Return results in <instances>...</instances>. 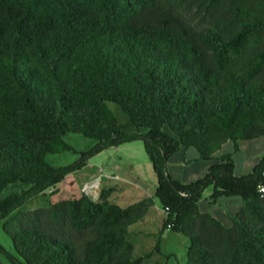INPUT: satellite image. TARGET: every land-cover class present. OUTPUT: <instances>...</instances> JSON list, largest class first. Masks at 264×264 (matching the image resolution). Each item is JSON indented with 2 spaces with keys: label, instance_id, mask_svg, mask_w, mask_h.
<instances>
[{
  "label": "trees",
  "instance_id": "trees-1",
  "mask_svg": "<svg viewBox=\"0 0 264 264\" xmlns=\"http://www.w3.org/2000/svg\"><path fill=\"white\" fill-rule=\"evenodd\" d=\"M70 133L97 144L77 152ZM262 137L264 0H0V221L15 250L0 244V253L11 264H142L129 228L153 198L122 208L104 189L99 201L83 193L22 210L92 158L137 141L168 208L160 234L189 240L187 264H264V157L241 177L234 153L215 157L228 141L238 152ZM191 147L212 164L183 184L168 162ZM71 151L80 155L71 165L46 160ZM17 183L31 188L2 199ZM209 188L212 204L243 200L232 227L201 212Z\"/></svg>",
  "mask_w": 264,
  "mask_h": 264
},
{
  "label": "crops",
  "instance_id": "crops-1",
  "mask_svg": "<svg viewBox=\"0 0 264 264\" xmlns=\"http://www.w3.org/2000/svg\"><path fill=\"white\" fill-rule=\"evenodd\" d=\"M260 139L264 140V137L256 139L255 141L260 140ZM248 141H252V140L240 141L239 142V151L236 152V155L234 154V156H233L234 164H235L234 174L238 177L245 176V175L252 173L255 165L260 161L258 154L261 151L262 152L264 151V143H258L256 145H248V147L251 149L252 152L250 155H246V157H242L241 153L243 152V148L245 147V145L247 144ZM229 142L230 141H228L226 144H229ZM111 149H113V148H111ZM115 149H117V148H115ZM106 151H108V150H106ZM221 151H222V149L215 154L216 158H220L221 156L225 155V154H220ZM192 152L194 154L193 156L190 155ZM101 154H103V153H101ZM189 156H191V157L189 158ZM89 162L87 163L88 165H90ZM130 164L131 165H129L127 167V169H125V171H124V168H122L121 164L118 163L117 161L110 160L109 163H106L104 165L101 163L95 162L93 164L92 168L98 169L99 170L98 172H100L101 174L98 176L97 175L98 172H94V173L92 172L93 174L89 173L88 179L82 184V187L80 188V191L78 193L75 192V190L71 186L72 184H69V185L67 183L63 184V182L65 181L64 180L55 189H50V190L46 191L44 194L53 193L52 191L57 190V194H59L60 191H63V193L68 192L69 195L73 196L74 198H79L83 194L82 188L85 185L96 182L98 184L99 192L96 193L94 191V193H92L93 196H91V194H87V195L91 196L94 201H99L100 193L104 189H106V190L112 189V194L109 198L110 202L113 204H116L122 208H128L134 204H137L141 201H144L145 199L153 198L154 204H155L154 207H152L148 211L147 215L144 217V219L142 221L137 222L136 224L130 226V228H129L128 239L134 245L135 252H136L137 246L130 239L134 238L135 240H144L142 238H149L152 236H154L153 238H156L157 235H161L160 233L162 231V228H163V225L166 221L167 216L164 213V210H163L160 202L158 201V199L155 198V196H152L153 193L156 192L157 185H158V180H157L156 174H155V177L154 176L150 177V181H151V187H150L151 190L150 191H153V193L149 194L148 189L144 187V181L141 180L140 177L136 176L137 178L135 180H132L128 177V174H130V175L134 174L133 163L131 162ZM211 164H212L211 162L201 160L198 151L195 148L191 147V148L187 149L186 151L182 149L178 153H176L168 162V170H169V173L171 174V176L175 180H177L183 184H189L191 182H194V181L204 177L207 174L209 166ZM110 165H111V167H110ZM151 165H152V163H151ZM197 166L200 168L197 169L196 168ZM152 169H153V166H152ZM126 171H129V172L127 173ZM119 182H122L123 185L119 184ZM212 192H213V189H211V190L208 189L204 192L203 199L199 204L201 212H208V213L212 214L216 219H218L226 227H232L233 226L232 218L244 206L243 200L239 197H229V198L222 197L217 201L216 204H212V199H211ZM44 194H42V195L44 196ZM57 194H55V195H57ZM144 194H146V196H144ZM42 195H39L36 198L39 199L42 197ZM69 197L66 199H74V198H69ZM36 198H34L32 200L35 201V200H37ZM66 199H63V200H66ZM53 203H56V201ZM158 210L160 212H162L163 217L160 219V223L158 225V228L155 231H151L148 220H149L150 216H152L153 212H156ZM24 211H26V210H24ZM138 224H141V225H138ZM171 234H177L178 236L179 235L183 236L182 234L175 233L171 230H166L161 235V238L159 241L160 251L159 252L158 251L151 252L152 258L154 257L155 254L162 255V256H164V255L174 256L175 255V252H170L171 250L169 249L168 245H166V246L163 245L165 240H169L172 238L173 235H171ZM174 240L176 242L181 241V239L179 237H177V238L174 237L173 241ZM188 242H189V240H188ZM184 245H185V247H188V245L190 246V243L188 244L186 242V243H184ZM188 248H186L187 251H188ZM147 257H149V256H146V258ZM140 258H144V257H140ZM155 264H170V263H169V261H168V263H162L160 261V262H157ZM186 264H187V262H186Z\"/></svg>",
  "mask_w": 264,
  "mask_h": 264
},
{
  "label": "rangeland",
  "instance_id": "rangeland-1",
  "mask_svg": "<svg viewBox=\"0 0 264 264\" xmlns=\"http://www.w3.org/2000/svg\"><path fill=\"white\" fill-rule=\"evenodd\" d=\"M109 107L114 113V115L116 116L117 121L120 125L127 124V122L129 121V117L126 113L123 112V110L121 109L119 105L115 103H109ZM127 132L128 133H138L137 130H127ZM146 132H147L146 130H141V133H146ZM65 140L68 144L73 146V148L77 152L89 151L91 148H93L97 144L96 139H88V138L83 137L82 135L73 134V133L67 134L65 137ZM263 141H264L263 139H260L257 141L255 140L248 141L245 147L243 148V152L241 153V156L246 157V155L251 154L252 151L248 147V145H256L258 143H264ZM229 153H234L236 155V152L234 150V143L232 141H230L229 144H225V146H223L222 148V151L220 152V154H229ZM190 155L193 156L194 155L193 152ZM191 156H189V158ZM258 156H259V160H261L264 157V151L263 152L261 151L258 154ZM79 159H80V155L73 151L64 152L61 154H49L46 157L47 162L52 167H55V168L71 165L77 162ZM110 160L117 161L118 163H120L122 168H124V171L125 169H127L129 165H131L130 163L132 162L134 174H131V175L128 174V177L132 180H135L137 178L136 176L140 177L141 180L144 181V187L148 189L149 194L153 193V191H150L151 190L150 189L151 187L150 177L152 176L155 177V173L152 169V165L150 163L149 157L145 151L144 144L142 141H137V142H133L130 144H124L117 149L113 148V149L103 152V154L101 155L99 154L98 156L92 158L90 162L88 161L90 165L87 164L81 170H78L70 174L69 176H67L63 184L64 183H67L68 185L72 184L71 186L73 187L75 192L78 193L80 191V188L82 187V184L88 179L89 173L91 174L92 172L94 173V172L99 171L98 169L92 168L93 164L95 162H98L104 165L106 163H109ZM196 168L198 169L200 167L197 166ZM126 172L128 173L129 171H126ZM100 174H101L100 172L97 173L98 176ZM119 184L123 185L122 182H119ZM30 188H31V185H28V184H23V183L13 184V185H10L6 190H4L1 196L4 199L10 196L11 194H20L24 191L29 190ZM83 188L82 190H84ZM211 189L212 188H209V190ZM98 192H99V188H98ZM91 196H93V194H91ZM144 196H146V194H144ZM152 196H155V193H153ZM68 197L74 198L73 196L69 195L68 192L63 193V191H60L59 194L55 196L52 193H47V194H44V196L42 195V197L39 199L36 198L37 200L35 201L32 200L33 202L30 200L28 204H26L25 208H23L22 210H33L37 208H44L55 201L58 202ZM18 212L19 210L12 213L8 217V219L13 217ZM162 217H163V214L159 210L156 212H153L152 216H150L148 220L151 231H155L158 228L160 219ZM4 223L5 221H0V244L7 251L11 253H15L12 240L4 231ZM138 225H141V224H138ZM171 235H173L172 238L169 240H165L163 245L164 246L168 245L169 249L171 250L170 252H175L174 256H171V255L162 256V255L155 254L154 257L152 258L151 252H156L157 251L156 247L160 246L159 241H160L161 235H157L156 238H153L154 236L149 237V238H142L144 240H135L134 238H131L130 240L133 241L134 244H136L137 246V250L134 253V258L138 259L140 257L149 256L143 260L142 264H155L160 261L162 263H168L169 261L170 264H186L187 262V249L186 248H188L189 245L188 247H185L184 243L187 242L189 244L188 240L184 236H180V235L178 236L177 234H171ZM174 237L175 238L179 237L181 241L180 242L178 241L176 242L175 240L173 241ZM0 260L2 264H11L5 258V256H3L1 253H0Z\"/></svg>",
  "mask_w": 264,
  "mask_h": 264
},
{
  "label": "built area",
  "instance_id": "built-area-1",
  "mask_svg": "<svg viewBox=\"0 0 264 264\" xmlns=\"http://www.w3.org/2000/svg\"><path fill=\"white\" fill-rule=\"evenodd\" d=\"M97 186L98 184L96 182L87 184L84 186L83 192H85L86 194H92L96 190ZM258 191L261 195H264V182L259 185ZM167 212H168V208L164 209V213L166 214V216H167Z\"/></svg>",
  "mask_w": 264,
  "mask_h": 264
},
{
  "label": "bare ground",
  "instance_id": "bare-ground-1",
  "mask_svg": "<svg viewBox=\"0 0 264 264\" xmlns=\"http://www.w3.org/2000/svg\"><path fill=\"white\" fill-rule=\"evenodd\" d=\"M96 193H98V186L96 187V190H95ZM94 193V192H93Z\"/></svg>",
  "mask_w": 264,
  "mask_h": 264
}]
</instances>
